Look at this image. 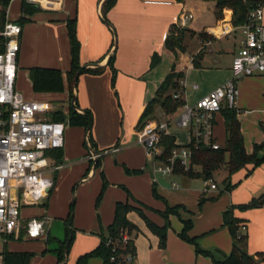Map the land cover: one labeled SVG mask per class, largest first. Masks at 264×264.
Segmentation results:
<instances>
[{"label":"crops","instance_id":"0c3cea01","mask_svg":"<svg viewBox=\"0 0 264 264\" xmlns=\"http://www.w3.org/2000/svg\"><path fill=\"white\" fill-rule=\"evenodd\" d=\"M21 2L22 0H11L7 8L10 20L18 21L21 18ZM103 2L104 0H61L62 5L58 10L36 6L38 11L28 17V21L22 26L16 83L23 76L22 72H25L31 83V68L58 69L62 72L64 90L62 93H35L32 90L35 94L33 99H27L18 92L26 100L49 102L53 107L56 101H67L62 110L65 114L73 101L78 113L83 114L84 110H88L92 116V150L99 158L92 160L83 145V138L87 135L84 129L66 125L68 130L64 134L62 162L56 163L48 155L52 165L60 166L47 174L53 181L51 190L40 202L34 205L23 204L19 227L6 237L2 249L10 253H33L29 264H57L53 253L43 252L47 249L45 241L48 237L55 239V243L58 240L50 236L46 221L60 219L65 231L67 228L74 231L73 241L62 264H74L79 256L99 245L100 233L113 221L116 203H129L138 207L137 203L140 202L147 207L143 210L144 214L159 226L165 223L159 213L164 212L167 206L180 205L183 209L179 210V216L168 217L170 228L163 250L158 247V238L147 229L135 211L127 215L129 221L140 231L134 238L136 257L132 264H215L209 257L197 255L193 244L178 237L183 229L182 220L192 221L188 214L195 211L197 203L199 205L200 198L204 196L208 209L194 214L198 217L193 219L188 237L195 238L201 249L211 251L217 260H223L233 247L228 229L222 226L223 214L232 207L246 204L264 194V163L256 167L247 165L228 176L229 189L225 187L226 189L221 190L211 181L216 184L214 190L205 191V186L201 191L191 190L193 179L181 176L160 177L157 183H153L152 163L147 160L144 148L133 140V135L137 132L136 125L146 104L173 69L184 73L187 85L193 83L192 86H197H191L192 91H184V97L191 103L228 80L233 57L240 49L242 33L235 29L229 36L219 34L222 25L234 26L229 10H224L220 19L215 17L214 1L116 0L106 14L107 22L103 20L101 13ZM183 13L191 14L192 19L186 27L180 28L177 22ZM68 19L75 20L76 23L81 66L101 68L98 74L83 73L78 76L72 99L69 97L66 80V72L70 69ZM262 23L264 24V15ZM173 27L183 29L182 51L178 50L175 54L165 46L167 38L173 33ZM188 39L193 41L192 54H187ZM154 54L160 57V61L155 68L150 69ZM111 56L115 72L113 83V70L108 66ZM194 62L197 66H194ZM252 77L260 81V88L264 90V74ZM149 97L152 98L148 100ZM115 98L122 104L125 114L122 132L116 124L113 125L119 118ZM246 105L249 104L243 98H238L237 119L245 151L250 154L254 145L264 142V104L262 108L255 105L245 108ZM171 127L167 135L175 139L176 145H180L176 135L170 132ZM177 130L185 132L188 143L189 133ZM99 133L102 137L111 136L110 140L101 141ZM214 136L222 146L225 128L220 114L215 119ZM74 143L80 146L77 152L72 151ZM114 148L118 150L112 152ZM263 154L264 148L259 157ZM79 156L80 160H75ZM126 170H141L142 173L129 174ZM167 180L171 184L176 181L178 187L167 193L164 186ZM62 186L69 187V191L66 190V196L61 197ZM102 188L103 194L97 203ZM153 190L158 198L154 197ZM207 194L209 198L206 197ZM58 199L62 201L61 209L56 204ZM71 206L72 217L67 226L65 220ZM234 216L242 220L246 227L245 231H241L246 235V252L249 255L264 253V207L245 211L235 208ZM31 219L44 221L43 237H28L27 223ZM88 264H102V261L91 258ZM259 264H264V261Z\"/></svg>","mask_w":264,"mask_h":264},{"label":"built area","instance_id":"2783aa9c","mask_svg":"<svg viewBox=\"0 0 264 264\" xmlns=\"http://www.w3.org/2000/svg\"><path fill=\"white\" fill-rule=\"evenodd\" d=\"M22 1L46 10H58L62 5L61 0ZM263 15V7H257L249 12L244 25L234 28L225 24L220 27L218 32L222 36L231 35L235 29L242 33L240 49L233 57L228 80L194 103L184 97L187 83L181 80V89L173 94V98L183 100L179 112L172 116L162 115L160 121H148L137 131V144L144 148L147 160L152 163L153 183H157L160 177H177V167L188 171L194 151L202 147L220 148L214 136L216 116L223 108L236 109L240 80L264 74ZM191 19V14L183 13L177 26L184 28ZM21 33L22 26L10 20L6 10L4 21L0 20V264H4L2 244L19 227L23 204L40 202L53 186L47 174L60 166L51 164L47 152L63 148L66 129L64 122L50 120L49 116L55 112L53 105L26 100L16 90ZM172 125L186 130L189 142L177 145L169 157L160 160L163 154L161 136L167 135ZM85 141L91 159L97 160L99 155L93 152L88 134ZM117 150L114 148L112 152ZM210 181H204L205 191L216 189V184ZM172 186L178 187L177 182L172 181ZM260 200L264 204V194ZM241 230L245 231V226ZM27 235L32 239L43 237L44 221H28ZM128 237L124 234L122 241ZM133 261L134 256L127 254L122 256L119 264H132Z\"/></svg>","mask_w":264,"mask_h":264},{"label":"trees","instance_id":"16d2710c","mask_svg":"<svg viewBox=\"0 0 264 264\" xmlns=\"http://www.w3.org/2000/svg\"><path fill=\"white\" fill-rule=\"evenodd\" d=\"M177 2H183L184 0H176ZM215 2V17L220 19L224 10L231 11L232 25L239 27L247 22L248 14L251 10L257 7L264 8V0H203ZM11 0H0V20L3 22L5 19L6 10L9 7ZM116 0H104L101 7V13L103 20L107 22L106 14L114 6ZM38 11V8L34 5L28 4L25 1L21 2V18L17 21L23 26L28 17L32 16ZM174 29V27H173ZM176 35H171L167 38L165 46L174 54L176 51L181 50L183 29L175 28ZM173 30V31H174ZM67 32L70 44V69L66 72V80L68 85V93L70 99L73 97V90L76 89V83L78 76L83 73L98 74L100 67L88 68L81 66L80 64V43L77 39L76 23L75 20H67ZM160 57L154 54L151 57L149 65L150 69L155 68L159 63ZM108 66L113 70V56L108 60ZM194 66L197 64L194 62ZM115 72L113 70L112 83L114 80ZM184 73L175 72L174 69L165 77L163 82L157 88L154 97L146 104L138 123L136 130H141L148 121L157 120L160 121L163 116L174 115L183 105V100L173 98V94L181 89L180 81L184 80ZM30 80L32 84V90L35 93H62L64 90L62 72L58 69L40 68L34 67L30 69ZM75 108L77 105L73 101V105L69 108L68 113L65 114L62 110H57L49 117L52 121L64 122L70 127H80L88 134V139L91 147H94L91 139L90 130L92 127V116L88 110H84L83 114L78 113ZM220 115L224 120L225 128V141L219 149L214 150L208 147H202L199 150L193 152L191 164L188 171H183L182 168L177 167L176 175L181 177H187L191 179H202L203 181H209L213 179V174L218 170L224 168L227 170L229 176L247 165L259 166L264 163V154L259 157L260 152L263 151L264 142L253 146L252 153L247 154L244 148L243 136L240 130V124L237 119L238 110L223 108L220 111ZM264 132V125L262 126ZM83 145L87 148L86 141ZM160 147L163 150L160 160L166 159L170 156L171 151L177 147L175 139L169 135H162ZM47 155L52 156L56 163H61L63 158L62 149H56L47 152ZM96 167H99L97 161ZM129 174H140L141 170L129 171ZM229 178L226 180V187H230ZM105 188V184L103 185ZM229 189V188H228ZM103 188L97 198V203L101 199L103 194ZM153 195L158 198L155 190ZM207 199L203 196L200 198L199 207H201ZM137 206H133L129 203L118 202L114 208V218L112 223L101 232L99 245L92 251L85 253L78 257L74 264H88L91 258H99L102 264H119L122 260V256L131 254L136 257V248L134 245V238L139 234V228L129 221L127 215L130 212L135 211L139 217L145 223L147 229L158 238V247L163 250L166 246L167 232L170 228L168 217L170 215L179 216V210L183 209L182 206L177 205L173 207L167 206L165 211L159 213L165 220L163 226H159L151 221L145 214L144 209L147 207L138 202ZM264 204L259 198H254L250 202L232 207L230 210L223 214V227H226L233 240V247L231 253L224 257L223 260H217L215 255L211 251L201 249L195 238L188 237V232L192 228V221L182 220L183 229L178 234V237L188 243H191L195 247L197 255H203L209 257L215 264H259L260 261H264V253H257L255 255H249L245 250L246 235L242 233L241 227L245 226L242 220L234 216V209L240 211L249 210L252 208L263 207ZM70 213L65 220L68 225L71 222L70 215L72 213V206L70 207ZM246 229V227H245ZM127 234L128 239L123 242L122 236ZM74 238V231L70 228L66 230V238L64 240H56L58 247L55 249H46L43 254L53 253L56 257L57 264L64 263L66 255L69 252L70 245ZM53 238L48 237L46 244L52 242ZM33 253H10L3 251V263L4 264H29Z\"/></svg>","mask_w":264,"mask_h":264},{"label":"rangeland","instance_id":"374dc122","mask_svg":"<svg viewBox=\"0 0 264 264\" xmlns=\"http://www.w3.org/2000/svg\"><path fill=\"white\" fill-rule=\"evenodd\" d=\"M171 35L172 36L176 35V32L173 31V33ZM186 44H188L187 54H192L193 53V41H190V39H188ZM22 73H23V76L21 75L19 81L16 83V90L20 91L24 95L25 98L33 99V96L35 94L32 91L31 83L29 82L28 77L25 74V72H22ZM192 84L193 83L186 85L185 91H192L190 88L192 86ZM263 93H264V90L262 88H260V81L256 80L253 77H247V78L240 80L238 83V97H237L236 102H238V98H243L249 105H255V106H258L259 108H262L263 104H264V94ZM151 98L152 97H149L148 100H150ZM66 103H67V101L64 103L61 101H56V102H54V107L59 108L60 110H63ZM115 103H116V105H118L119 118L117 120H115V122H113V125L116 124V127H119L120 132H122L124 130V115L125 114H124V111L122 109V104L119 102L118 98H115ZM249 105L248 106L246 105L245 108H250ZM263 116H264V114H262V117ZM67 130H68V126H66L65 133H67ZM170 132L174 133L176 135V140H177L178 144L184 145L187 143V138H186V134L184 131L177 130V128H175V126H174V127H171ZM98 135L101 138L100 140L103 142H107L111 138V136H103L102 137L101 133H99ZM133 136H134L133 140L137 142V132H135V134ZM83 139H85V137ZM75 140L77 142V136L75 137ZM74 144H75V146L73 147L72 151L77 152V150L80 149L79 148L80 146L76 145V143H74ZM86 149H87V152H90L88 148H86ZM75 160H80V156L77 157V159H75ZM94 161H96V160H94ZM228 176H229V174H228L227 170L222 168L213 174V179L211 181H214L218 185L219 189L223 190V189H226L225 188L227 185L226 180H227ZM211 181L209 183H211ZM203 183H204V181L200 178L193 179L191 181V190L197 189V190L201 191V189H204ZM164 186L166 188L167 193L174 190V187H171L172 184H171L170 180L165 181ZM66 190L68 192L69 187L62 186L61 197L66 196ZM208 195L209 194H207V196H206L207 198H209ZM214 197L217 198V195H214ZM72 198H73V196L71 197V201H72ZM213 203L215 204V202H213ZM56 204H58L59 209H61L62 201L58 199ZM214 204H212V205H214ZM207 209H208V205L206 203H204L201 207H199V205L197 203V205L195 207V211H192L188 215L193 221L194 218L198 217L196 215L194 216V214H196V212H199L200 210L202 212H204ZM71 217H72V213L70 215V218ZM195 221H196V219H195ZM47 227L50 229L49 233H50L51 237H55V238H58L60 240L65 239L66 231H65V226H64L62 220L54 219L53 221H46V228ZM57 247H58V244L53 242V241L49 242L47 244V249H55ZM46 254H49V253H46ZM50 254H52V253H50Z\"/></svg>","mask_w":264,"mask_h":264}]
</instances>
